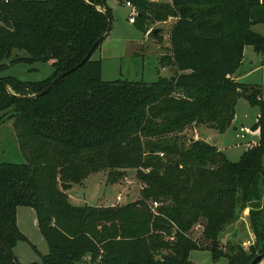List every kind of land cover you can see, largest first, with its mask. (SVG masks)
Segmentation results:
<instances>
[{
  "label": "trees",
  "instance_id": "obj_1",
  "mask_svg": "<svg viewBox=\"0 0 264 264\" xmlns=\"http://www.w3.org/2000/svg\"><path fill=\"white\" fill-rule=\"evenodd\" d=\"M128 1L141 29L148 14L175 15L163 57L172 73L152 81L103 79L101 59L92 54L110 26L80 66L38 95L107 30L103 9L112 24L111 7L107 0H0V71L19 61L51 60L53 67L38 80L0 75V121L13 118L25 159L0 162V264H13L6 252L18 264H195L190 252L199 248L228 264L256 255L255 264H264V97L260 83L234 77L246 45L264 51V36L251 28L264 21V0ZM238 92L258 108L250 126L256 136L230 160L186 132L237 128ZM129 168L141 185L137 198L69 200L67 189L90 173L108 169L115 181ZM152 200L160 202L155 210ZM18 205L34 209L47 242L39 260L22 263L12 251L28 240ZM244 209L253 239L245 247L235 232L223 244ZM197 222L200 239L190 234Z\"/></svg>",
  "mask_w": 264,
  "mask_h": 264
},
{
  "label": "rangeland",
  "instance_id": "obj_2",
  "mask_svg": "<svg viewBox=\"0 0 264 264\" xmlns=\"http://www.w3.org/2000/svg\"><path fill=\"white\" fill-rule=\"evenodd\" d=\"M149 1L153 4L167 0ZM107 2L112 9V24L107 37L110 44L109 50H105V54L102 53L100 58L102 78L109 80L120 77L152 81L159 75H170L172 69L163 64L165 61L163 57L170 53L168 36L175 15H167L165 19L160 20L148 14L149 19L143 24L144 29H141L137 27L136 20L135 22L128 21L130 7L126 6L125 2L119 0H107ZM153 6L151 5V8ZM251 28L264 36V21L253 23ZM154 29H157L155 34L152 32ZM120 45L122 52L111 54L116 53L114 51ZM14 52L17 51L14 49L13 54ZM92 57H100L99 49L93 52ZM251 67L253 69L248 70ZM52 70L51 60H36L32 63L19 61L3 68L0 75H14L22 80H38L48 76ZM238 72L243 73V81L260 83L264 97V51H255L251 45H246L241 64L236 69L234 77ZM257 111L256 106L251 105L243 96H239L236 104V129L231 127L225 132H219L210 127L198 126L196 131L190 128L186 134L194 138H203L204 134L208 135L209 137H206L209 139H205L206 141L212 142L222 149L230 160H237L247 144L249 133H252L250 126L254 123ZM24 160L18 147L13 118L8 116L0 121V162H21ZM139 187L140 182L136 179L133 168L127 169L125 176L119 177L115 181L108 178V169H105L90 173L80 183H73L67 192L69 200L73 204L99 205L117 202L116 194L118 193L122 195L118 203L133 200L138 197ZM247 212L248 210L244 209L239 218L226 229L222 238L223 244L227 238L237 232L243 246H248L252 240V233ZM16 217L20 230L28 240H18L12 247L13 253L22 263L39 260L40 254L47 252L48 245L38 228L34 209L27 205H18ZM198 223L200 226H195V223L190 228V234L193 238L200 239L202 226L200 222ZM190 258L195 264H228L225 256L214 259L208 248L193 249L190 252Z\"/></svg>",
  "mask_w": 264,
  "mask_h": 264
},
{
  "label": "water",
  "instance_id": "obj_3",
  "mask_svg": "<svg viewBox=\"0 0 264 264\" xmlns=\"http://www.w3.org/2000/svg\"><path fill=\"white\" fill-rule=\"evenodd\" d=\"M104 12L107 14V20H108V24H107V30L103 33H101L92 43V45L90 46V48L88 49V51L84 54V56L78 61L76 62L75 64H73L72 66H70L68 69L58 73L55 77H53L50 82L44 87L42 88L37 94L40 95V94H43L45 92H47L49 90V88L59 79L61 78L62 76L66 75L67 73L73 71L74 69H76L78 66H80L90 55L91 53L93 52L95 46L98 44V42L100 40H102V38L105 36L106 32L109 30L110 26H111V16L108 12L107 9H103ZM157 32V29H154L153 30V33L155 34ZM7 85V89L10 93L14 94V92L12 91V89L10 88V86L6 83ZM240 95V93L238 92V96ZM9 115L5 116L3 119H5L6 117H8ZM2 119V120H3ZM1 120V121H2ZM194 137H191V139H193ZM2 246V245H1ZM7 256L10 258L11 262L13 264H18L14 258L8 253L6 252ZM260 259V255H256L254 256L247 264H255L258 260ZM79 264H89L87 262H84V261H80Z\"/></svg>",
  "mask_w": 264,
  "mask_h": 264
},
{
  "label": "crops",
  "instance_id": "obj_4",
  "mask_svg": "<svg viewBox=\"0 0 264 264\" xmlns=\"http://www.w3.org/2000/svg\"><path fill=\"white\" fill-rule=\"evenodd\" d=\"M126 5V4H125ZM126 6H128V5H126ZM129 7V6H128ZM112 10V9H111ZM128 15H129V13H128ZM129 21V20H128ZM131 22V21H130ZM109 36V33L107 34V36L104 38V40L102 41V43L100 44V46L97 48V49H99V56H100V58L102 57V53L103 54H105V50H109V46H110V44H109V42H108V37ZM118 38V37H117ZM114 52H116V53H111V54H113V55H115V54H120L121 52H122V46L120 45V47L118 48V49H116V51H114ZM252 62V61H251ZM250 62V63H251ZM253 68L251 67V68H249L248 70H252ZM243 74V73H242ZM242 74H241V72H238L237 74H235V77L237 78V79H239V80H243L242 78ZM236 117H237V115H236ZM255 118H256V116H255ZM255 121V120H254ZM234 129H236V128H234ZM252 131V130H251ZM255 132L256 131H252V133H249V138L248 139H253V138H255V136H256V134H255ZM251 134V135H250ZM204 137V139H206V140H208L209 138H207L206 136H208V135H206V134H204L203 135ZM209 137V136H208ZM251 237H252V239H253V236H252V234H251ZM261 263H264V257H263V259L261 260Z\"/></svg>",
  "mask_w": 264,
  "mask_h": 264
},
{
  "label": "built area",
  "instance_id": "obj_5",
  "mask_svg": "<svg viewBox=\"0 0 264 264\" xmlns=\"http://www.w3.org/2000/svg\"><path fill=\"white\" fill-rule=\"evenodd\" d=\"M125 3H126V5H128L130 7V12H129V15H128V20L131 21V22H133L134 21V18H135V15H136V12H137L136 11V7H135V5L133 3H131L128 0ZM160 154H162V152H160ZM121 197H122L121 193L116 194V200H117V202H113L111 204L118 203L119 200L121 199ZM158 205H159V201L158 200H152L150 202V206H151V208L153 210H155V207L158 206ZM195 226H200V224L197 222Z\"/></svg>",
  "mask_w": 264,
  "mask_h": 264
}]
</instances>
